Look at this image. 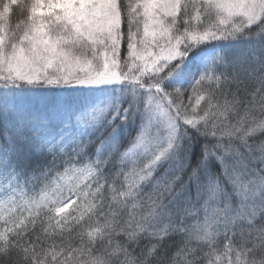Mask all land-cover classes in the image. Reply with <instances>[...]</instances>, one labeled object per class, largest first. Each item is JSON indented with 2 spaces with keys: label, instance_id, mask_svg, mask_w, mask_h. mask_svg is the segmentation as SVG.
Returning a JSON list of instances; mask_svg holds the SVG:
<instances>
[{
  "label": "snow or ice",
  "instance_id": "obj_1",
  "mask_svg": "<svg viewBox=\"0 0 264 264\" xmlns=\"http://www.w3.org/2000/svg\"><path fill=\"white\" fill-rule=\"evenodd\" d=\"M0 189V264H264V0H0Z\"/></svg>",
  "mask_w": 264,
  "mask_h": 264
},
{
  "label": "trees",
  "instance_id": "obj_2",
  "mask_svg": "<svg viewBox=\"0 0 264 264\" xmlns=\"http://www.w3.org/2000/svg\"><path fill=\"white\" fill-rule=\"evenodd\" d=\"M18 17H19V12L18 10H16L15 6H14V11H13V14L12 16L10 17V24L12 26H14L18 20ZM125 31H126V26H125ZM260 46H261V42L257 39V40H254L252 41L250 44L249 42H244L240 45H234L233 47H238V48H245L247 47V49L249 51H256L258 52L260 50ZM204 106V101H201V105H200V108H202ZM199 111V108L197 109ZM259 135V134H257ZM252 141H250L251 143ZM2 190V189H0ZM69 211L71 212V209H69ZM87 217H85L86 219ZM0 223H2V221H0ZM74 220L69 219V223L67 225L64 226V237H65V240L64 242L67 243L68 242V239H69V233L71 232V229L72 227L74 226ZM50 243V241H48ZM178 242H179V238L178 237H173V236H169L167 238H165L162 242L163 244V247L162 248H159V252L160 253H166L169 257H174L175 259H178L181 261V264H182V261H183V257L180 256L179 254H177L176 250H177V245H178ZM60 241L59 239H57V244H59Z\"/></svg>",
  "mask_w": 264,
  "mask_h": 264
}]
</instances>
